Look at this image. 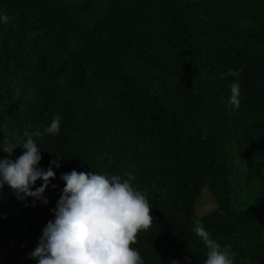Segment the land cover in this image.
Returning <instances> with one entry per match:
<instances>
[{"label": "trees", "instance_id": "obj_1", "mask_svg": "<svg viewBox=\"0 0 264 264\" xmlns=\"http://www.w3.org/2000/svg\"><path fill=\"white\" fill-rule=\"evenodd\" d=\"M0 12L10 17L0 23L1 133L23 142L24 130L62 118L39 141L42 167L62 156L49 203L25 206L5 185L1 258L36 264L28 254L54 219L60 174L76 169L130 173L146 194L153 222L132 245L144 264H204L196 221L234 264H264V0H0ZM229 69L240 73L238 109ZM237 161L259 186L251 198L232 180ZM205 186L217 208L199 217Z\"/></svg>", "mask_w": 264, "mask_h": 264}, {"label": "clouds", "instance_id": "obj_2", "mask_svg": "<svg viewBox=\"0 0 264 264\" xmlns=\"http://www.w3.org/2000/svg\"><path fill=\"white\" fill-rule=\"evenodd\" d=\"M10 17L0 12V23ZM223 75L236 77L230 85L228 103L240 107L239 71L229 69ZM61 117L55 116L43 131L24 130L23 142L9 141L0 150L7 156L0 158V197L5 185L18 201L28 198L31 206L37 202L48 204L46 190L56 179L55 169L61 167V158L51 160L47 168L42 160L39 141L45 134L58 135ZM23 153L12 158L16 148ZM44 150V149H43ZM50 152V151H49ZM53 153V152H52ZM118 174L78 172L76 169L60 174L65 182L54 208V219L43 227L33 251L28 255L36 264H144L136 244L138 234L148 230L153 222L152 207L146 194L132 184L133 177ZM41 183L37 186V181ZM195 234L208 249L204 264H234V254L211 238L200 221Z\"/></svg>", "mask_w": 264, "mask_h": 264}, {"label": "rangeland", "instance_id": "obj_3", "mask_svg": "<svg viewBox=\"0 0 264 264\" xmlns=\"http://www.w3.org/2000/svg\"><path fill=\"white\" fill-rule=\"evenodd\" d=\"M11 84L13 86L20 84V80H11ZM24 87V86H23ZM23 95H27V94H23ZM16 103L18 104V101H16ZM6 114H8L7 116L5 115L4 119H7L9 116V111L6 112ZM13 132V133H7V131L5 133H1L0 130V136L1 135H9V138H5V142L2 143L3 146H7V144L9 143V141H18V142H22L21 140V136L19 133ZM2 147V146H0ZM19 148V147H18ZM16 148L12 154V158L14 159L15 157V153L16 150L18 149ZM3 152V151H2ZM7 156V153L3 152V154H0V158H3ZM234 167V172H233V176H232V180H234L235 186L237 187V191L238 193L245 198H251L253 196H255L256 191L258 190L259 186L258 184L254 181L251 180L249 177H242L241 174H243V170L242 164H239V162H235L233 164ZM216 201L214 200L213 196L211 195V192L208 188V186H205L202 188V193L201 196L199 198V200L197 201L196 205V213L199 217H204L210 213H212L216 208ZM0 264H21L12 260H7V259H3L0 257Z\"/></svg>", "mask_w": 264, "mask_h": 264}]
</instances>
